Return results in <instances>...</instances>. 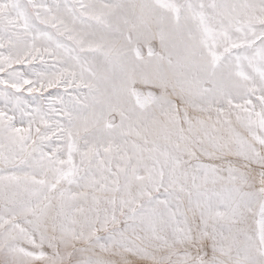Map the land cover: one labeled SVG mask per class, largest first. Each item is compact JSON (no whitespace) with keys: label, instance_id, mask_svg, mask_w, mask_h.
I'll list each match as a JSON object with an SVG mask.
<instances>
[{"label":"rangeland","instance_id":"374dc122","mask_svg":"<svg viewBox=\"0 0 264 264\" xmlns=\"http://www.w3.org/2000/svg\"><path fill=\"white\" fill-rule=\"evenodd\" d=\"M0 264H264V0H0Z\"/></svg>","mask_w":264,"mask_h":264},{"label":"bare ground","instance_id":"6f19581e","mask_svg":"<svg viewBox=\"0 0 264 264\" xmlns=\"http://www.w3.org/2000/svg\"><path fill=\"white\" fill-rule=\"evenodd\" d=\"M157 2V1H156ZM215 3V2H214ZM195 4V3H194ZM221 6V5H220ZM219 7V6H218ZM204 9H205V7H204ZM206 10V9H205ZM208 14V13H207ZM206 18V17H205ZM208 18V17H207ZM229 20V19H228ZM234 20V19H233ZM230 21V20H229ZM207 26V25H206ZM216 27V26H215ZM208 28V27H207ZM218 29V28H217ZM171 34V33H170ZM170 34H168V35H170ZM222 92V91H221ZM209 138H212V137H209Z\"/></svg>","mask_w":264,"mask_h":264}]
</instances>
